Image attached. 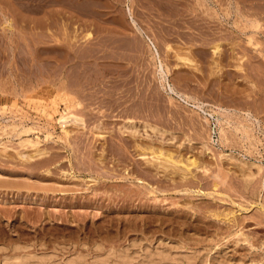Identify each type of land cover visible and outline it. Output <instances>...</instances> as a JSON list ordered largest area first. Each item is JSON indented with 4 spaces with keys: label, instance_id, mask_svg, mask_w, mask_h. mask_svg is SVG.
Listing matches in <instances>:
<instances>
[{
    "label": "rangeland",
    "instance_id": "obj_1",
    "mask_svg": "<svg viewBox=\"0 0 264 264\" xmlns=\"http://www.w3.org/2000/svg\"><path fill=\"white\" fill-rule=\"evenodd\" d=\"M13 1L0 0L1 257L27 247L62 261L83 252L89 264L96 243L120 250L161 240L186 255L182 264H264V0ZM216 42L222 44L220 57L213 55ZM177 55L196 63L187 67ZM67 108L84 122H70V135L58 121ZM224 109L236 113L234 125L243 120L255 128L260 144L253 133L244 138L225 122L227 140L221 143L216 112L225 120ZM129 125L137 127L136 137L125 129ZM147 146L171 155L178 168L148 162L150 156L141 155ZM35 150L44 154L27 163L20 158ZM214 211L222 214L214 217Z\"/></svg>",
    "mask_w": 264,
    "mask_h": 264
},
{
    "label": "bare ground",
    "instance_id": "obj_2",
    "mask_svg": "<svg viewBox=\"0 0 264 264\" xmlns=\"http://www.w3.org/2000/svg\"><path fill=\"white\" fill-rule=\"evenodd\" d=\"M4 1V0H3ZM6 1V0H5ZM15 1V0H14ZM13 1V2H14ZM27 1V0H26ZM30 1V0H29ZM28 1V2H29ZM35 2H36V0H34ZM66 1V0H65ZM64 1V2H65ZM73 1V0H72ZM109 1V0H108ZM125 1V0H124ZM154 1H156V0H154ZM159 1V0H158ZM166 1V0H165ZM199 1V0H198ZM197 1V2H198ZM202 1V0H201ZM204 1V0H203ZM244 1V0H243ZM12 2V1H11ZM21 2V1H20ZM31 2H33V0L31 1ZM70 2V1H69ZM75 2V1H74ZM123 2V1H122ZM138 2V1H137ZM222 2V1H221ZM233 2V1H232ZM240 2V1H239ZM255 2V1H254ZM263 2V1H262ZM10 3V2H9ZM19 3V2H18ZM21 3H23V0H22V2ZM21 3H19V4H21ZM26 3V5H27V2H25ZM34 3V2H33ZM47 3V2H46ZM52 3V2H51ZM62 3V2H61ZM77 3V2H76ZM80 2H78V4H79ZM102 3V2H101ZM151 3V2H150ZM231 3V2H230ZM235 3V2H234ZM4 4V3H3ZM15 4H17V3H15ZM39 4V3H38ZM54 4V3H53ZM65 4V3H64ZM72 4V3H71ZM75 4V3H74ZM95 4V3H94ZM93 4V5H94ZM103 4V3H102ZM101 4V6H103ZM162 4V3H161ZM224 4V3H223ZM232 5H234L233 3H231ZM237 4V3H236ZM1 5V4H0ZM9 5V4H8ZM33 5V4H32ZM40 5H42V4H40ZM52 5V4H51ZM50 5V6H51ZM73 5V4H72ZM71 5V6H72ZM75 5H77V4H75ZM87 5V4H86ZM96 5H97V3H96ZM164 5V4H163ZM180 5V4H179ZM231 5V6H232ZM247 5V4H246ZM245 5V6H246ZM4 6H6L5 4H4ZM13 6V5H12ZM30 6V5H29ZM49 6V7H50ZM61 6V5H60ZM90 6H92V5H90ZM108 6V5H107ZM159 6V5H158ZM198 6V5H197ZM202 6H203V4H202ZM251 6V5H250ZM255 6V5H254ZM15 7V6H14ZM14 7H12V8H14ZM41 7V6H40ZM44 7H45V5H44ZM48 7V6H47ZM47 7H46V9H47ZM74 7V6H73ZM98 7V6H97ZM112 7V6H111ZM147 7V6H146ZM174 7V6H173ZM253 7V6H252ZM2 8V7H1ZM17 8H18V6H17ZM32 8V7H31ZM30 8V9H31ZM56 8V7H55ZM62 8V7H61ZM100 8V7H99ZM114 8V7H113ZM120 8V7H119ZM159 8V7H158ZM225 8V7H224ZM232 7H229V5H228V13H231V9ZM242 8V7H241ZM238 5L237 6H235V11H236V13L240 16V17H242L243 15H242V9H241ZM261 8V7H260ZM5 8H3V10H4ZM51 9V8H50ZM49 9V10H50ZM84 9V8H83ZM86 9H87V7H86ZM85 9V10H86ZM91 9V8H90ZM141 9V8H140ZM1 10V9H0ZM7 10H9V9H7ZM14 10V9H13ZM26 10V9H25ZM120 10H123V9H120ZM128 10V9H127ZM135 10V9H134ZM172 10V9H171ZM6 11V10H5ZM27 11V10H26ZM37 11V10H36ZM88 11V10H87ZM116 11H118V10H116ZM132 11V10H131ZM140 11V10H139ZM168 11V10H167ZM3 12V11H2ZM21 12H22V10H21ZM46 12V11H45ZM56 12V11H55ZM70 12V11H69ZM142 12V11H141ZM140 12V13H141ZM171 12V11H170ZM224 12V11H223ZM250 12V11H249ZM252 12V11H251ZM257 12V11H256ZM1 13V12H0ZM6 13V12H5ZM11 13V12H10ZM29 13V12H28ZM35 13V12H34ZM123 13V12H122ZM134 13V12H133ZM248 13V12H247ZM12 14H13V12H12ZM26 14H27V12H26ZM32 14V13H31ZM60 14V13H59ZM185 14V13H184ZM189 14V13H188ZM250 14V13H249ZM35 15V14H34ZM120 15V14H119ZM135 15V14H134ZM231 14H229V16H230ZM245 15V14H244ZM30 16V15H29ZM67 16V15H66ZM65 16V17H66ZM173 16V15H172ZM17 17H19V16H17ZM22 17V16H21ZM115 17V16H114ZM141 17V16H140ZM193 17V16H192ZM237 17V16H236ZM254 17V16H253ZM25 18V17H24ZM33 18V17H32ZM68 18V17H67ZM120 18V17H119ZM138 18H139V16H138ZM19 19H20V17H19ZM22 19V18H21ZM47 19V18H46ZM61 19V18H60ZM72 19V18H71ZM117 19H118V17H117ZM122 19H123V17H122ZM199 19V18H198ZM17 20H18V18H17ZM45 20V19H44ZM52 20V19H51ZM124 20V19H123ZM122 20V21H123ZM132 20V19H131ZM15 21H16V17H15ZM20 21V20H19ZM32 21V20H31ZM37 21V20H36ZM116 21V20H115ZM126 21V20H125ZM205 21V20H204ZM21 22H23V21H21ZM48 22H50V21H48ZM47 22V23H48ZM124 22V21H123ZM137 22V21H136ZM11 23V22H10ZM67 23V22H66ZM118 23V22H117ZM126 23V22H125ZM150 23V22H149ZM182 23V22H181ZM38 24V23H37ZM65 24V23H64ZM63 24V25H64ZM68 24V23H67ZM87 24V23H86ZM101 24V23H100ZM123 24V23H122ZM134 24V23H133ZM200 24V23H199ZM1 25V24H0ZM12 25V24H11ZM24 25V24H23ZM40 25V24H39ZM94 25V24H93ZM119 25V24H118ZM127 25V24H126ZM130 25V24H129ZM26 26V25H25ZM57 26V25H56ZM66 26V25H65ZM97 26V25H96ZM117 26V25H116ZM124 26V25H123ZM122 26V27H123ZM176 26V25H175ZM196 26V25H195ZM216 26V25H215ZM13 27V26H12ZM11 27V28H12ZM16 27V26H15ZM21 27V26H20ZM24 27V26H23ZM29 27H31V26H29ZM37 27V26H36ZM72 27V26H71ZM93 27V26H92ZM187 27V26H186ZM199 27V26H198ZM5 28V27H4ZM25 28V27H24ZM43 28H45V26L43 27ZM47 28V27H46ZM76 28V27H75ZM74 28V29H75ZM119 28H121V27H119ZM6 29H7V27H6ZM13 29V28H12ZM58 29V28H57ZM61 29V28H60ZM66 29V28H65ZM111 29V28H110ZM125 29V28H124ZM129 29V28H128ZM21 30V29H20ZM23 30V29H22ZM25 30V29H24ZM42 30V29H41ZM55 30V29H54ZM82 30V29H81ZM88 31V30H87ZM110 31V30H109ZM128 31V30H127ZM206 31V30H205ZM52 32H54V31H52ZM73 32V31H72ZM105 32H106V30H105ZM130 32V31H129ZM163 32V31H162ZM166 32V31H165ZM191 32V31H190ZM204 32V31H203ZM220 32V31H219ZM26 33H28L27 31H26ZM25 33V34H26ZM30 33V32H29ZM41 33V32H40ZM44 33V32H43ZM46 33V32H45ZM56 33V32H55ZM58 33H60L59 31H58ZM62 33V32H61ZM60 33V34H61ZM65 33V32H64ZM79 33V32H78ZM88 33H90V32H88ZM124 33V32H123ZM160 33V32H159ZM174 33V32H173ZM177 33V32H176ZM175 33V34H176ZM212 33V32H211ZM226 33V32H225ZM20 34V33H19ZM24 34V35H25ZM57 34V33H56ZM67 34V33H66ZM65 34V35H66ZM81 34V33H80ZM93 34V33H92ZM152 34V33H151ZM178 34V33H177ZM26 35H28V34H26ZM38 35V34H37ZM36 35V36H37ZM58 35V34H57ZM85 35L86 34H84V37H85ZM89 35V34H88ZM114 35V34H113ZM118 35V34H117ZM135 35V34H134ZM186 35V34H185ZM197 35V34H196ZM32 36V35H31ZM35 36V37H36ZM40 36H41V34H40ZM63 36V35H62ZM68 36H70V34L68 35ZM79 36V35H78ZM82 37H83V35H81ZM90 36V35H89ZM102 36V35H101ZM114 36H116V35H114ZM172 36V35H171ZM221 36V35H220ZM227 36H228V34H227ZM232 36H234V35H232ZM21 37H23V36H21ZM28 37H30V36H28ZM45 37V36H44ZM47 37V36H46ZM45 37V38H46ZM76 37V36H75ZM95 37V36H94ZM106 37H108V36H106ZM110 37V36H109ZM124 37V36H123ZM139 37V36H138ZM182 37V36H181ZM255 37V36H254ZM254 37H252V38H250V43H253V41H254ZM19 38V37H18ZM57 38H59V37H57ZM61 38V37H60ZM81 38V37H80ZM87 38H89V37H87ZM98 38V37H97ZM169 38H170V36H169ZM180 38V37H179ZM35 39V38H34ZM38 39V38H37ZM54 39V38H53ZM62 39V38H61ZM70 39V38H69ZM83 39H86V38H83ZM82 39V40H83ZM90 39V38H89ZM113 39H114V37H113ZM118 39V38H117ZM120 39H122V38H120ZM195 39V38H194ZM25 40H26V38H25ZM39 40V39H38ZM43 40V39H42ZM67 40H68V38H67ZM109 40V39H108ZM115 40V39H114ZM172 40V39H171ZM177 40V39H176ZM196 40V39H195ZM30 41H32V40H30ZM59 41V40H58ZM136 41V40H135ZM259 41V40H258ZM35 42V41H34ZM40 42H42V41H40ZM47 42V41H46ZM106 42V41H105ZM117 42V41H116ZM125 42V41H124ZM141 42V41H140ZM179 42V41H178ZM198 42V41H197ZM12 43V42H11ZM23 43V42H22ZM22 43H21V45H22ZM44 43V42H43ZM67 43V42H66ZM70 43V42H69ZM73 43V42H72ZM71 43V44H72ZM79 43H80V41H79ZM79 43H77V44H79ZM86 43V42H85ZM91 43V42H90ZM108 43H109V41H108ZM129 43V42H128ZM209 43V42H208ZM207 43V44H208ZM37 44V43H36ZM35 44V45H36ZM82 44V43H81ZM116 44V43H115ZM120 44V43H119ZM133 44V43H132ZM183 44V43H182ZM189 44V43H188ZM238 44V43H237ZM253 44H255V42L253 43ZM18 45V44H17ZM43 45V44H42ZM69 45V44H68ZM73 45H74V43H73ZM72 45V46H73ZM76 45V44H75ZM87 45V44H86ZM85 45V46H86ZM96 45V44H95ZM110 45V44H109ZM118 45V44H117ZM128 45V44H127ZM196 45V44H195ZM244 45V44H243ZM23 46V45H22ZM28 46V45H27ZM26 46V47H27ZM30 46V45H29ZM52 46V45H51ZM56 46H57V44H56ZM77 46V45H76ZM120 46V45H119ZM152 46H153V48H155L154 50H153V54H154V60H156V61H158V68H160V75H161V78L163 79V80H167V78L165 79V70H164V65H163V62H162V60L160 59V55H159V52H158V50H157V48L154 46V44H152ZM233 46V45H232ZM234 46H236V45H234ZM260 46V45H259ZM33 47V46H32ZM43 47V46H42ZM44 47H45V45H44ZM55 47V46H54ZM98 47V46H97ZM130 47V46H129ZM172 47H173V44H172ZM172 47L170 46V45H168L167 46V53H169L168 51L169 50H171L172 49ZM179 47V46H178ZM190 47H192V46H190ZM221 47H222V44L221 43H213V46H212V49H213V55H216V56H218L219 55V57L221 56L220 55V53H222L221 52ZM17 48V47H16ZM20 48V47H19ZM23 48H25L24 46H23ZM33 48H35V47H33ZM53 48V47H52ZM58 48V47H57ZM107 49H108V46L106 47ZM114 48H115V46H114ZM127 48V47H126ZM135 48V47H134ZM143 48V47H142ZM180 48V47H179ZM183 48V47H182ZM185 48H188V47H185ZM211 48V47H210ZM22 49V48H21ZM55 49V48H54ZM82 49V48H81ZM111 49V48H110ZM120 49V48H119ZM181 49V48H180ZM180 49H178V50H175V51H179ZM193 49V48H192ZM198 49H200V48H198ZM33 50V49H32ZM56 50V49H55ZM93 50V49H92ZM114 50V49H113ZM127 50V49H126ZM128 50H129V48H128ZM137 50V49H136ZM135 50V51H136ZM140 50V49H139ZM233 51L235 50V48L234 49H232ZM240 50V49H239ZM26 52H27V50H25ZM31 51V50H30ZM43 51V50H42ZM48 51V50H47ZM84 51V50H83ZM86 51V50H85ZM88 51V50H87ZM116 51V50H115ZM125 51V50H124ZM138 51V50H137ZM143 51V50H142ZM152 51V50H151ZM172 51V50H171ZM175 51H174V53H175ZM180 51H182V50H180ZM184 51V50H183ZM189 51H191V50H189ZM249 51V50H248ZM28 52H29V50H28ZM50 52V51H49ZM55 52V51H54ZM58 52H60V51H58ZM113 52V51H112ZM111 52V53H112ZM119 52H120V50H119ZM126 52V51H125ZM128 52V51H127ZM186 52V51H185ZM231 51H229V53H230ZM23 53V52H22ZM37 53V52H36ZM36 53H35V55H36ZM51 53V52H50ZM61 53V52H60ZM90 53V52H89ZM141 53V52H140ZM171 53V52H170ZM184 53V52H183ZM183 53H182V55H183ZM234 53V52H233ZM240 53V52H239ZM244 53H247V52H244ZM250 53V52H249ZM20 54V53H19ZM30 54V53H29ZM34 54V53H33ZM47 54V53H46ZM53 54H55V53H53ZM116 54H117V52H116ZM122 54H123V52H122ZM127 54V53H126ZM144 54V53H143ZM176 54V53H175ZM181 54V53H180ZM197 54H199V53H197ZM261 54V53H260ZM15 55H16V53H15ZM26 55V54H25ZM39 55V53L37 54V56ZM49 55V54H48ZM57 55V54H56ZM86 55V54H85ZM100 55V54H99ZM98 55V56H99ZM118 55V54H117ZM121 55V54H120ZM145 55V54H144ZM163 55V54H162ZM186 55H187V53H186ZM181 56V55H177V59L179 60V61H184L185 63H186V65L187 64H189V66H190V64H191V66H192V68H193V65H192V63H194L195 62V60H193V59H191L190 57V55L191 54H189L188 56H190V57H188V56ZM205 55V54H204ZM18 56V55H17ZM28 56V55H27ZM112 56L114 57V55L112 54ZM111 56V57H112ZM125 56V55H124ZM123 56V57H124ZM134 56V55H133ZM135 56H136V54H135ZM194 56V55H193ZM198 56V55H197ZM36 57V56H35ZM34 57V58H35ZM104 57V56H103ZM117 57V56H116ZM128 57V56H127ZM132 57V56H131ZM139 57V56H138ZM175 57V56H174ZM241 57H242V55H241ZM247 57V56H246ZM14 58V57H13ZM19 58V57H18ZM17 58V59H18ZM31 58V57H30ZM33 58V57H32ZM47 58V57H46ZM49 58V57H48ZM105 58H107V57H104L103 59L105 60ZM122 58V57H121ZM125 58H126V56H125ZM137 58V57H136ZM169 58V57H168ZM193 58V57H192ZM197 58V57H196ZM203 58V57H202ZM205 58V57H204ZM218 58V57H217ZM222 58H223V56H222ZM248 58V57H247ZM246 58V59H247ZM16 59V58H15ZM26 59H27V57H26ZM29 59V58H28ZM38 59V58H37ZM102 59V60H103ZM112 59V58H111ZM116 60H117V58H115ZM115 59L113 60V61H115ZM119 59V58H118ZM123 59V58H122ZM134 59V58H133ZM176 59V60H177ZM201 59V58H200ZM216 59V58H215ZM219 59V58H218ZM224 60H225V58H223ZM231 59V58H230ZM249 59V58H248ZM33 60V59H32ZM31 60V61H32ZM35 60V59H34ZM130 60V59H129ZM136 60V59H135ZM140 60V59H139ZM168 60V59H167ZM238 60V59H237ZM122 61V60H121ZM124 61H127V59L126 60H124ZM150 61V60H149ZM244 61V60H243ZM253 61V60H252ZM35 62V61H34ZM39 62V61H38ZM37 61H36V63H38ZM41 62V61H40ZM111 62H112V60H111ZM131 62H132V58H131ZM131 62H129V63H131ZM171 62V61H170ZM184 62H183V64H184ZM205 62V61H204ZM219 62V61H218ZM238 62V61H237ZM245 62V61H244ZM254 62V61H253ZM105 63V62H104ZM114 63V62H113ZM128 63V64H129ZM178 63V62H177ZM180 63V62H179ZM182 63V62H181ZM196 63V62H195ZM228 63V62H227ZM230 63V62H229ZM232 63V62H231ZM234 63H236L235 61H234ZM234 63H232V64H234ZM241 63H243V62H241ZM247 63V62H246ZM250 63V62H249ZM41 64V63H40ZM115 64V63H114ZM138 64V63H137ZM144 64V63H143ZM203 64V63H202ZM218 64V63H217ZM33 65V64H32ZM106 65V64H105ZM126 65V64H125ZM124 65V66H125ZM142 65V64H141ZM182 65V64H181ZM210 65V64H209ZM222 65H224V64H222ZM240 65V64H239ZM242 65V64H241ZM35 66H38V65H35ZM117 66V65H116ZM130 66V65H129ZM128 66V67H129ZM143 66V65H142ZM145 66V65H144ZM198 65L196 64V68H198L197 67ZM227 66V65H226ZM254 66V65H253ZM253 66H251V67H253ZM91 67V66H90ZM187 67H188V65H187ZM203 67V66H202ZM247 67V66H246ZM137 68V67H136ZM190 68V67H189ZM62 69V68H61ZM80 69V68H79ZM128 69H130V68H128ZM127 69V70H128ZM139 69V68H138ZM220 69V68H219ZM236 69V68H235ZM261 69V68H260ZM95 70V69H94ZM106 70V69H105ZM116 70V69H115ZM126 70V69H125ZM194 70V69H193ZM223 70V69H222ZM239 70V69H238ZM237 70V71H238ZM79 71V70H78ZM119 71V70H118ZM139 71V70H138ZM167 71V70H166ZM172 71H173V69H172ZM248 71V70H247ZM250 71V70H249ZM248 71V72H249ZM263 71V70H262ZM89 72V71H88ZM109 72H111V71H109ZM120 72V71H119ZM131 72H132V70H131ZM135 72V71H134ZM181 71H179V73H180ZM240 72V71H239ZM106 73V72H105ZM112 73V72H111ZM121 73V72H120ZM128 73V72H127ZM133 73V72H132ZM191 73V72H190ZM194 73H195V71H194ZM241 73V72H240ZM108 74V73H107ZM197 74V73H196ZM258 74V73H257ZM79 75V74H78ZM85 75H86V73H85ZM127 75V74H126ZM183 75H185V74H183ZM194 75V74H193ZM192 75V76H193ZM202 75H204V73L202 74ZM244 75H246V73L244 74ZM41 76V75H40ZM109 76V75H108ZM125 76V75H124ZM182 76V75H181ZM190 76V75H189ZM200 76V75H199ZM198 76V77H199ZM252 76V75H251ZM255 76V75H254ZM263 76V75H262ZM37 77V76H36ZM91 77V76H90ZM107 77V76H106ZM173 77V76H172ZM176 77V76H175ZM177 77H179V76H177ZM87 78V77H86ZM110 78V77H109ZM189 78V77H188ZM256 78V77H255ZM41 79V78H40ZM155 79V78H154ZM157 79V78H156ZM43 80V79H42ZM85 80V79H84ZM186 80H187V78H186ZM196 80V79H195ZM256 80V79H255ZM264 80V79H263ZM56 81V80H55ZM47 82V81H46ZM106 82V81H105ZM180 82V81H179ZM187 82V81H186ZM263 82V81H262ZM41 83V82H40ZM167 83V82H166ZM38 84V83H37ZM43 84V83H42ZM60 84V83H59ZM64 84V83H63ZM82 84V83H81ZM189 84V83H188ZM184 85V84H183ZM31 86V85H30ZM63 86V85H62ZM75 86V85H74ZM168 86V85H167ZM169 87V89H170V91L171 92H175V93H177V94H179V96L180 97H182V98H184V100L185 101H187V102H189L190 100H193V99H191V97L190 96H186V95H184V93H181V92H179V91H177L172 85H169L168 86ZM57 88V87H56ZM91 88V87H90ZM95 88V87H94ZM110 88V87H109ZM114 88V87H113ZM184 88V87H183ZM187 88V87H186ZM192 88V87H191ZM35 89V88H34ZM63 89H64V87H63ZM181 89V88H180ZM57 90V89H56ZM62 90V89H61ZM70 90V89H69ZM116 90V89H115ZM47 91V90H46ZM65 91V90H64ZM194 91V90H193ZM28 92V91H27ZM129 92V91H128ZM258 92V91H257ZM262 92V91H261ZM72 93V92H71ZM189 93V92H188ZM195 93H197V92H195ZM98 94V93H97ZM199 94V93H198ZM67 95V94H66ZM96 95V94H95ZM106 95V94H105ZM248 95V94H247ZM72 96V95H71ZM70 96V97H71ZM126 96V95H125ZM261 96V95H260ZM264 96V95H263ZM110 97V96H109ZM131 97V96H130ZM133 97V96H132ZM43 99H45V98H43ZM69 99V98H68ZM73 99V98H72ZM172 99V98H171ZM217 99V98H216ZM215 99V100H216ZM34 100V99H33ZM63 100V99H62ZM93 100V99H92ZM35 101V100H34ZM40 101H42V100H40ZM52 101V100H51ZM65 101V100H64ZM87 101V100H86ZM111 101V100H110ZM201 101V100H200ZM53 102V101H52ZM97 102V101H96ZM222 102H223V99H222ZM108 103H110V102H108ZM171 103V102H170ZM52 104V103H51ZM83 104V103H82ZM97 104V103H96ZM196 104V103H195ZM202 103H197V105H196V107H198L199 109H202V105H201ZM221 104V103H220ZM54 105H55V101H54ZM137 105V104H136ZM228 106V105H227ZM152 107V106H151ZM178 107V106H177ZM238 107V106H237ZM59 108V107H58ZM57 108V109H58ZM100 108V107H99ZM143 108V107H142ZM70 109L71 108H67V110L65 111V113L63 112V113H61V115H60V118H59V123H60V125H61V127H62V130H63V132L66 134V135H70L71 134V131L68 129V124L70 123V122H73V123H79V122H82V119H81V117L79 116H77V115H74L73 113H72V111H70ZM130 109V108H129ZM128 109V110H129ZM141 109V108H140ZM52 110V109H51ZM72 110V109H71ZM221 110V109H220ZM58 111V110H57ZM56 111V112H57ZM76 111V110H75ZM222 111H224V113L222 112L221 113V115L223 116V114H224V116H225V120H223V118H220V116H219V113H220V111L219 112H216V114H217V120H216V124H215V129L217 128V130L219 131V141L221 142V143H223L225 140H227V131H226V128L224 127V123L223 122H225V123H227V124H229V125H232V128L235 130V132L237 131V132H242V136L245 138H249V136H250V134L251 133H253V132H255V128H251V127H249V126H247L244 122H243V120L242 121H240V122H237V124H233V122H234V120H233V118L234 117H237V115H234V114H236V113H230L229 111H228V109H224V110H222ZM52 112H54V114H56V112H55V110H53ZM127 112H129V111H127ZM131 112V111H130ZM132 112H133V110H132ZM136 112V111H135ZM140 112H141V110H140ZM142 113V112H141ZM44 114V113H43ZM76 114V113H75ZM214 114V113H213ZM49 115V114H48ZM80 115V114H79ZM140 115V114H139ZM247 116V118L248 117H250L251 116V114L250 113H247L246 114ZM260 115V114H259ZM86 116V115H85ZM47 117V116H46ZM49 117H53L52 115H50ZM84 117V116H83ZM82 117V118H83ZM91 117H92V115H91ZM97 117V116H96ZM175 117V116H174ZM245 117V116H244ZM245 117V118H246ZM86 118V117H85ZM100 118V117H99ZM98 118V119H99ZM239 118V117H238ZM245 118H243V119H245ZM176 119V118H175ZM204 119V118H203ZM85 120V119H84ZM91 120V119H90ZM89 121V120H88ZM183 122V121H182ZM181 122V123H182ZM206 122L207 123H210V121H208V119L206 118ZM84 122H82L81 124H83ZM250 123V122H249ZM248 123V124H249ZM188 124V123H187ZM131 125V124H130ZM124 126L125 127V129H127L128 130V132L130 133V132H132L133 134H135V136L132 134V135H130V136H133V137H136V134H138V130H137V127L136 126ZM228 125V126H229ZM84 126V125H83ZM198 126V125H197ZM123 127V128H124ZM29 129H32V128H29ZM98 129H99V127H98ZM182 129V128H181ZM180 129V130H181ZM28 130V129H27ZM178 130V129H177ZM184 130V129H183ZM210 130H211V128H210ZM209 130V131H210ZM108 131V130H107ZM120 131V130H119ZM193 131V130H192ZM106 132V131H105ZM126 132V131H125ZM125 132L123 133V131H122V133L123 134H125ZM145 132V131H144ZM174 132V131H173ZM197 132V131H196ZM211 132V131H210ZM102 133H104V132H101V133H99L101 136H102ZM128 133V134H129ZM212 133V132H211ZM211 133H209V135H210V138H211ZM250 133V134H249ZM191 134V133H190ZM48 135H49V133H48ZM95 135V134H94ZM164 135V134H163ZM233 135V134H232ZM99 136V135H98ZM105 136V135H104ZM252 136L254 137V139H255V141H256V143H259V142H261V138H259V137H257L256 135H255V133H253L252 134ZM69 137V136H68ZM162 137H164V136H162ZM106 138V137H105ZM104 138V139H105ZM129 138V137H128ZM235 138V137H234ZM99 139V138H98ZM169 139H171V138H169ZM173 139V138H172ZM232 139H233V137H232ZM250 139V138H249ZM251 140H252V138H251ZM70 141V140H69ZM122 141V140H121ZM141 142V141H140ZM263 142V141H262ZM29 143H31V144H33L34 142H31V141H29ZM71 143V142H70ZM69 143V144H70ZM122 143V142H121ZM124 143V142H123ZM220 143V144H221ZM134 144V143H133ZM228 144V143H227ZM249 144V143H248ZM260 144V143H259ZM123 145V144H122ZM137 146H138V144H137ZM206 146V145H205ZM231 146V145H230ZM6 147V146H5ZM163 148V147H162ZM137 149V148H136ZM139 149V148H138ZM137 149V150H138ZM142 149V148H141ZM140 149V150H141ZM154 148H152V146H147V147H145V148H143V150H141V155H148V156H150V159H147L148 160V162H150V163H153V164H155L156 166H161V169H162V167L163 168H165V169H168L169 170V168L170 167H173V168H178L177 167V162L176 161H174V159H173V157L171 156V155H167V154H164V153H162V151L161 150H153ZM251 149V148H250ZM102 151V150H101ZM139 151V150H138ZM167 152V151H166ZM35 153H37V155H35ZM104 153V152H103ZM221 153V152H220ZM20 154V158L22 159V160H24L26 163H27V160H29V159H31V158H33V157H36V156H38V155H42V154H44V152H41V151H37V150H35L33 153H27V152H25V153H19ZM169 154H172V153H169ZM6 155V154H5ZM19 156V155H18ZM102 157H103V155H101ZM175 156H177V155H175ZM179 156V155H178ZM222 157V156H221ZM232 157V156H231ZM181 158V157H180ZM188 158V157H187ZM189 160H190V158H189ZM181 161V160H180ZM243 161V160H242ZM179 162V161H178ZM189 162H191V161H189ZM244 162V161H243ZM188 163V162H187ZM192 163H193V161H192ZM180 164V163H179ZM178 164V165H179ZM183 164V163H182ZM181 164V165H182ZM206 164V163H205ZM188 165V164H187ZM190 165V164H189ZM188 165V166H189ZM196 165V164H195ZM194 165V166H195ZM198 165H200V164H198ZM252 165V164H251ZM254 165V164H253ZM256 165V164H255ZM27 166V165H26ZM197 166V165H196ZM195 166V167H196ZM202 166V165H201ZM257 166H259V165H257ZM152 167H153V165H152ZM182 167H183V165H182ZM185 167V166H184ZM204 167H206V166H204ZM31 168V167H30ZM157 168V167H156ZM156 168H155V170H156ZM172 168V169H173ZM188 168V167H187ZM187 168L185 169V168H183V170H185V171H187ZM222 168V167H221ZM29 169V168H28ZM159 169H160V167H159ZM158 169V170H159ZM191 169V168H190ZM211 169V168H210ZM178 170H181V169H178ZM192 170V169H191ZM205 170V169H204ZM203 170V171H204ZM218 170H219V168H218ZM259 170V169H258ZM154 171V170H153ZM163 171H164V169H163ZM185 171H184V174H183V178H185V179H187L188 177H187V173H189L190 172V170H189V172H187V173H185ZM212 171V170H211ZM211 171L209 172V174L211 173ZM252 171V170H251ZM173 172H174V170H173ZM180 172V171H179ZM178 172V173H179ZM182 172V171H181ZM223 172V171H222ZM225 172V171H224ZM232 172V171H231ZM161 173V172H160ZM162 173H165L166 174V170H165V172H162ZM171 173H172V171H171ZM177 172H176V175L178 174ZM183 173V172H182ZM191 173V172H190ZM189 173V174H190ZM221 173V172H220ZM226 173V172H225ZM170 174V173H169ZM172 174H175V172L174 173H172ZM171 174V175H172ZM193 174V173H192ZM205 174H208V173H205ZM180 175V174H179ZM191 175V174H190ZM231 175V174H230ZM229 175V176H230ZM181 176H182V174H181ZM206 176V175H205ZM208 176V175H207ZM218 176V175H217ZM164 177H165V175H164ZM174 177V176H173ZM180 177V176H179ZM215 177V176H214ZM224 177V176H223ZM241 177V176H240ZM262 177V176H261ZM222 178V177H221ZM228 178V177H227ZM173 179H175V178H173ZM184 179V180H185ZM189 179V178H188ZM214 179V178H213ZM215 179H216V177H215ZM226 179V178H225ZM218 180V181H217ZM217 180H215V181H217L216 183H218L219 182V179H217ZM226 180H228V179H226ZM225 180V181H226ZM244 180V179H243ZM188 181V180H187ZM213 182V181H212ZM232 182V181H231ZM230 182V183H231ZM253 182H254V180H253ZM11 183V182H10ZM14 183V182H13ZM19 183V182H18ZM215 183V182H214ZM215 183V185H214V187L217 185ZM222 183V182H221ZM221 183H219V185L221 184ZM234 183V182H233ZM241 183H242V180H241ZM1 184V183H0ZM223 184V183H222ZM244 184V183H243ZM251 184V183H250ZM212 185V186H213ZM224 185V184H223ZM230 185V184H229ZM10 186V185H9ZM225 186H226V182H225ZM224 186V187H225ZM233 186V185H232ZM3 187V186H2ZM198 187V186H197ZM219 187V186H218ZM21 188V187H20ZM245 188V187H244ZM247 188H249V187H247ZM9 189V188H8ZM14 189V188H13ZM215 189H218L217 187L215 188ZM214 189V190H215ZM15 190V189H14ZM21 190H23V189H21ZM19 191V190H18ZM213 191V190H212ZM217 191V190H216ZM222 191V190H221ZM201 192V191H200ZM246 192H247V190H246ZM216 193V192H215ZM218 193V192H217ZM211 194V193H210ZM262 205V204H261ZM209 208V207H208ZM217 211V210H216ZM264 211V210H263ZM218 213V212H217ZM217 213H215V211H214V213L212 214L214 217L215 216H217V217H219V215L220 214H222V213H220L219 215L217 214ZM207 214V213H206ZM223 215H224V213H223ZM219 219V218H218ZM221 219V218H220ZM225 220H227V219H225ZM233 220V219H232ZM230 221H231V219H230ZM242 233V232H241ZM235 236V235H234ZM238 236V235H237ZM133 238V237H132ZM131 238V239H132ZM115 240H117V239H115ZM129 240V239H128ZM239 240V239H238ZM107 241V240H106ZM147 241V240H146ZM153 241V240H152ZM161 241V240H160ZM159 241V243H157V244H155L154 243V245H156V246H152V245H150V246H147V247H145V246H139L138 244H141L140 242H138V241H136V242H138V243H136V242H133L132 243V246L130 247V246H124V248L123 249H120V250H115V249H113V248H110L109 246V248L110 249H107V250H105V249H103V247H101L99 244L97 245V243L95 244V248H97V251L96 252H94L95 253V255L91 258V261L89 262V264H182L183 262H186L184 259H186V255L184 254V253H182V255H181V253H179V251L177 252V251H175V250H177V246L175 247V246H173V244L171 243V244H166V243H164V241L163 242H160ZM102 242H104V241H102ZM107 243V242H106ZM112 243H113V241H112ZM136 243V244H135ZM123 244V243H122ZM148 244V243H147ZM146 244V245H147ZM73 245V244H72ZM81 245V244H80ZM110 245V244H109ZM112 245V244H111ZM144 245V244H143ZM183 245V244H182ZM17 246V245H16ZM19 246V245H18ZM93 246V245H92ZM180 247V246H179ZM27 249V247H25L24 249L23 248H21V247H15V250H14V252L12 253V252H9L7 255H4V256H2L1 257V255H0V264H85V262H87V261H85L86 259L84 258V256L86 255V254H83V252H82V254L81 253H71V257L69 258H67V260L65 261H62V259H60V260H58V259H56L55 257H48V255L47 254H45L46 252H42V253H35V252H33V253H30V252H26L25 250ZM179 249V248H178ZM184 249V248H183ZM28 251V250H27ZM73 251V250H72ZM41 252V251H40ZM10 253H12V254H10ZM1 254H2V252H1ZM4 254V253H3ZM5 254H6V252H5ZM8 255H10V256H8ZM70 255V254H69ZM185 255V258H183L182 259V257ZM206 255H207V253H206ZM88 256V255H87ZM190 256V257H189ZM187 258L189 259V260H191L192 261V259H194V258H196L195 256H192V255H189ZM191 256H192V258H191ZM86 257V256H85ZM194 257V258H193ZM207 258H208V256H206ZM205 258V257H204ZM207 258H205L204 259V261L207 259ZM209 259V258H208ZM207 259V260H208ZM182 260H184V261H182ZM188 261V260H187ZM195 261V260H194ZM193 261V262H194ZM189 263L188 264H190V261H188ZM193 262H192V264H193ZM195 263V262H194ZM206 262H204V264H205ZM207 263H208V261H207ZM187 264V263H186Z\"/></svg>",
    "mask_w": 264,
    "mask_h": 264
}]
</instances>
